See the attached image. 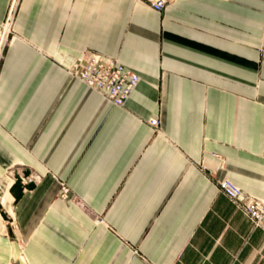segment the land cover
<instances>
[{"label":"crops","instance_id":"obj_1","mask_svg":"<svg viewBox=\"0 0 264 264\" xmlns=\"http://www.w3.org/2000/svg\"><path fill=\"white\" fill-rule=\"evenodd\" d=\"M152 1H21L0 71V264H264V232L218 187L264 200V0ZM85 51L139 76L124 107L68 74Z\"/></svg>","mask_w":264,"mask_h":264},{"label":"built area","instance_id":"obj_2","mask_svg":"<svg viewBox=\"0 0 264 264\" xmlns=\"http://www.w3.org/2000/svg\"><path fill=\"white\" fill-rule=\"evenodd\" d=\"M20 1H11L8 19H12L17 14ZM169 2L171 0H155L150 4L155 11L163 12ZM69 71L73 78L99 93L116 107H124L140 83L139 76L125 69L117 59L93 51L83 52L72 64ZM149 124L155 131H159L161 126L159 118H151ZM221 167L224 168L223 163H221ZM7 175L12 177L13 172H8ZM37 180L34 176L23 179L24 184ZM218 187L220 192L235 205L236 209L247 217L254 228L264 232L263 201L245 194L228 177L218 180ZM61 197L64 199L69 197V189L65 185L62 188Z\"/></svg>","mask_w":264,"mask_h":264},{"label":"rangeland","instance_id":"obj_3","mask_svg":"<svg viewBox=\"0 0 264 264\" xmlns=\"http://www.w3.org/2000/svg\"><path fill=\"white\" fill-rule=\"evenodd\" d=\"M21 1H20V4H21ZM20 4H19V6H20ZM149 6L151 7L150 3H149ZM16 21H17V14L12 19H8V13H7V16L5 17V19L0 22V71L2 68L3 60L5 59L6 54H7V48L10 46V43L12 42L13 38L17 37L15 34ZM3 35L6 36L4 42L2 41ZM70 68H71V66L67 69V72L69 75H70V71H69ZM15 170H17V167H10L6 170V173L13 172ZM244 193L247 194L246 192H244ZM247 195L255 197V196L250 195V194H247ZM255 198H258L259 200L264 202V200L259 198V197H255Z\"/></svg>","mask_w":264,"mask_h":264},{"label":"bare ground","instance_id":"obj_4","mask_svg":"<svg viewBox=\"0 0 264 264\" xmlns=\"http://www.w3.org/2000/svg\"><path fill=\"white\" fill-rule=\"evenodd\" d=\"M5 38H6V36L5 35H3L2 36V41H4L5 40ZM77 59V58H76ZM75 62V61H74Z\"/></svg>","mask_w":264,"mask_h":264}]
</instances>
